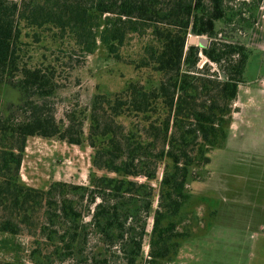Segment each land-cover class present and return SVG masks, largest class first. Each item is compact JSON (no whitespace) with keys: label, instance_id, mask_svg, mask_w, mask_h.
Instances as JSON below:
<instances>
[{"label":"trees","instance_id":"16d2710c","mask_svg":"<svg viewBox=\"0 0 264 264\" xmlns=\"http://www.w3.org/2000/svg\"><path fill=\"white\" fill-rule=\"evenodd\" d=\"M262 1L0 0V234L34 237L47 254L44 261L34 248L32 264L173 262L189 182L202 180L210 155L225 147L239 87L250 81L253 53L242 39ZM134 40L139 51L127 62ZM99 43L145 80L99 92L87 110L58 120L59 79ZM30 138L91 147L88 184H24Z\"/></svg>","mask_w":264,"mask_h":264},{"label":"rangeland","instance_id":"374dc122","mask_svg":"<svg viewBox=\"0 0 264 264\" xmlns=\"http://www.w3.org/2000/svg\"><path fill=\"white\" fill-rule=\"evenodd\" d=\"M129 47L126 51L129 56L127 62L134 52L139 51L135 40ZM37 48L31 55L42 61L45 51ZM126 52L124 51L125 54ZM46 54L49 56V53ZM213 70H216L215 67ZM145 78V73L137 72L133 65L109 59L106 48L99 43L94 54L86 58L84 63L76 66L74 71L67 69L63 73L59 80L64 87L53 100V112L58 120H62L78 106L79 111L87 110L97 93L119 92L128 82L144 81ZM8 98L15 100L16 94L10 93ZM234 108L237 109L236 105ZM84 130H89V123L85 124ZM229 151L215 150L210 155L211 163L199 172L203 179L190 180V200L176 219L179 231L186 234L178 255L185 258L191 254L209 256L207 262L203 260L198 264H238V254L243 255L248 250L247 247H242L243 244L249 246L254 235L264 238V169L262 172L258 167L250 169L254 166L246 165L247 161L240 159V154L237 153L239 151ZM93 156L94 150L88 145L80 147L57 140L30 138L20 171L21 181L44 190L53 180L87 185ZM159 176L162 177V169ZM158 185L153 183L155 188ZM214 224L221 233L219 237L225 240L208 244L207 241L215 233L211 226ZM232 236H237L238 239H232ZM261 245L262 243L253 249L252 257H246V264H264V258L260 259ZM34 248L41 249L35 244V238L26 233L18 236L0 234V260L20 258L31 263L29 255ZM148 251L147 238L145 256ZM46 254L47 251L41 249L39 258L45 261ZM158 264L172 263L166 261Z\"/></svg>","mask_w":264,"mask_h":264},{"label":"crops","instance_id":"0c3cea01","mask_svg":"<svg viewBox=\"0 0 264 264\" xmlns=\"http://www.w3.org/2000/svg\"><path fill=\"white\" fill-rule=\"evenodd\" d=\"M255 17V24L248 29L247 33H244V38L242 39L244 45L253 53L249 67L250 81L239 87L238 97L235 103L238 110L233 115L229 137L223 149L239 151L237 153L240 154V159L247 161L245 163L246 165L254 166L250 167V169L258 167L260 168V172H262L264 169V0L256 10ZM211 226L215 233L212 234L211 240L207 241V243L215 244L225 240L219 237L221 233L217 230V226L215 224ZM262 231L264 233V227ZM231 238L238 239L237 236H232ZM260 243H262L259 248L262 250V258L260 259H263L264 238H259L258 235H254L251 237L249 246L243 244L242 247H247L248 250L243 255L238 254L237 263L246 264V257H252L253 249H256ZM246 252H250L248 253L249 255ZM203 260L207 262L209 256L191 254L185 258L178 255L171 263L198 264Z\"/></svg>","mask_w":264,"mask_h":264},{"label":"water","instance_id":"95a60500","mask_svg":"<svg viewBox=\"0 0 264 264\" xmlns=\"http://www.w3.org/2000/svg\"><path fill=\"white\" fill-rule=\"evenodd\" d=\"M189 42L193 45H201L202 47H206L209 41L207 38L191 37Z\"/></svg>","mask_w":264,"mask_h":264}]
</instances>
